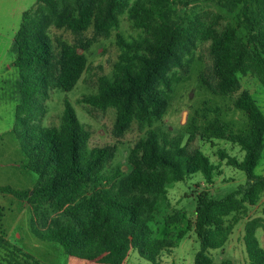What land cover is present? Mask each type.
I'll use <instances>...</instances> for the list:
<instances>
[{"label": "trees", "instance_id": "1", "mask_svg": "<svg viewBox=\"0 0 264 264\" xmlns=\"http://www.w3.org/2000/svg\"><path fill=\"white\" fill-rule=\"evenodd\" d=\"M190 0H35L24 12L14 36L13 66L20 70L19 103L13 133L26 158V169L38 184L18 192L0 187L30 209V233L42 242H53L64 253H90L126 231L139 257L158 264L170 254L184 229H193L199 249L194 264H215L210 251L223 250L236 225L264 195V175L255 173L264 150V111L243 91L235 109L250 121L248 132L232 133L215 121L211 130L237 147L241 160L217 150L218 161L241 171L245 180L220 199L201 192L196 196L194 222L176 235L159 238L154 225L162 218L171 229L179 221L168 192L172 186L199 175L212 185L220 174L200 150L189 152L181 138H171L155 126L168 107L173 69L192 62L198 44L209 43L216 95L239 89V77L251 75L264 86V0H205L224 14L202 18L188 13ZM126 14L137 38L116 35L119 54L110 77L97 79L96 91L80 100L95 110L115 109L111 134L121 138L132 123L144 136L131 149L126 169L109 168L112 149H89V132L72 105L65 100L58 127L40 123L51 89L73 90L86 69L85 52L93 39L78 46L57 42V53L48 35L50 28L74 35L93 28L94 37H107ZM264 231L260 218H248L242 243L249 264H264V249L256 238ZM0 264H41L0 236ZM220 264H231L225 260Z\"/></svg>", "mask_w": 264, "mask_h": 264}, {"label": "rangeland", "instance_id": "2", "mask_svg": "<svg viewBox=\"0 0 264 264\" xmlns=\"http://www.w3.org/2000/svg\"><path fill=\"white\" fill-rule=\"evenodd\" d=\"M34 4L35 0H0V187H10L18 192L32 190L39 181L36 174L26 169V158L13 133L15 107L19 103L17 82L20 79V70L13 66L12 43L22 14L32 9ZM187 10L188 13H196L202 18H209L214 13L224 14L205 0H190ZM139 33L132 29L126 14L119 16L118 28L107 37H94L92 26L78 35L64 29L48 30L55 53L57 42L78 46L93 39V44L85 52L79 50L86 57V69L73 90L62 92L51 89L45 102V114L39 121L42 126L58 127L63 103L67 100L74 108L78 121L89 132L87 147L113 150L110 169L120 167L127 170V157L135 143L144 136V131H140L134 122L121 138H114L111 130L115 109L108 108L101 112L80 103V100L96 91L100 76H111L112 65L120 52L116 35L119 34L129 41L137 38ZM171 74L173 83L167 94V111L155 126L160 127L171 138H181L182 145L189 152L200 150L213 164L220 163L216 156L219 149L241 160L243 154L240 150L222 141L211 130V125L218 121L229 132H248L249 119L245 113L235 109L233 103L246 91L264 111V86L253 76L246 75L239 77V89L232 94L216 95L210 91L207 85L215 86V79L209 43L198 44L189 66L183 70L173 69ZM219 170L220 174L214 178L212 185L205 184L199 175H195L172 186L168 196L174 211L179 214V221L171 229L164 228L162 218L172 214V211H162L156 217L154 225L159 238H165L170 233L176 235L181 229L191 226L195 217L196 196L199 193L206 192L212 198L220 199L245 180L241 171L226 166L224 162L219 164ZM255 173L264 175V150ZM30 218V209L24 202L0 192V236L37 260L56 264L55 258L59 256L60 246L35 238L29 230ZM248 218H260L264 224V195L257 206L250 208L247 216L236 225L223 250L210 251V257L215 264L225 260L231 264H249L242 243L243 228ZM183 231V237L176 241L170 255L164 253L158 264H194V257L199 249L197 238L193 229ZM256 238L264 249L262 229L257 230ZM133 257L139 264H151L138 254ZM131 261L130 264H134Z\"/></svg>", "mask_w": 264, "mask_h": 264}, {"label": "crops", "instance_id": "3", "mask_svg": "<svg viewBox=\"0 0 264 264\" xmlns=\"http://www.w3.org/2000/svg\"><path fill=\"white\" fill-rule=\"evenodd\" d=\"M134 247V241L128 238L126 231H123L107 245H101L87 254L75 251L64 253L60 248L59 256L55 259L57 261L56 264H130L131 260H133L134 264H139V261L133 257L137 254ZM40 262L41 264H51L49 262Z\"/></svg>", "mask_w": 264, "mask_h": 264}]
</instances>
